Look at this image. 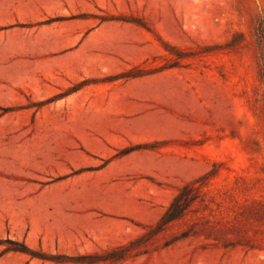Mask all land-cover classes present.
<instances>
[{
    "label": "rangeland",
    "instance_id": "374dc122",
    "mask_svg": "<svg viewBox=\"0 0 264 264\" xmlns=\"http://www.w3.org/2000/svg\"><path fill=\"white\" fill-rule=\"evenodd\" d=\"M0 264H264V0H0Z\"/></svg>",
    "mask_w": 264,
    "mask_h": 264
},
{
    "label": "trees",
    "instance_id": "16d2710c",
    "mask_svg": "<svg viewBox=\"0 0 264 264\" xmlns=\"http://www.w3.org/2000/svg\"><path fill=\"white\" fill-rule=\"evenodd\" d=\"M179 197H180V193L174 197L173 201L170 203L169 207L164 212V214L162 216V221H164V222L170 221L179 215V209H181V207H183V206H181L183 204H178L177 200ZM177 209H178V211H177Z\"/></svg>",
    "mask_w": 264,
    "mask_h": 264
}]
</instances>
